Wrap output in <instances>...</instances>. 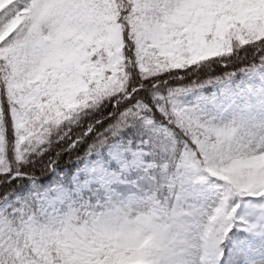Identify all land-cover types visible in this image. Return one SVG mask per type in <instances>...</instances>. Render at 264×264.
Masks as SVG:
<instances>
[{
	"label": "snow or ice",
	"instance_id": "6c2138e0",
	"mask_svg": "<svg viewBox=\"0 0 264 264\" xmlns=\"http://www.w3.org/2000/svg\"><path fill=\"white\" fill-rule=\"evenodd\" d=\"M0 264H264V0H0Z\"/></svg>",
	"mask_w": 264,
	"mask_h": 264
}]
</instances>
